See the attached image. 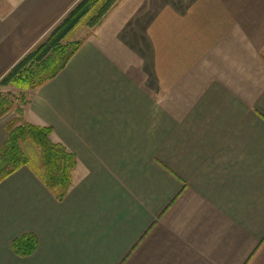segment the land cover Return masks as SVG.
Masks as SVG:
<instances>
[{
    "label": "crops",
    "instance_id": "0c3cea01",
    "mask_svg": "<svg viewBox=\"0 0 264 264\" xmlns=\"http://www.w3.org/2000/svg\"><path fill=\"white\" fill-rule=\"evenodd\" d=\"M78 1L0 0V78ZM79 40L23 111L72 185L0 182V264H264V0H117Z\"/></svg>",
    "mask_w": 264,
    "mask_h": 264
},
{
    "label": "trees",
    "instance_id": "16d2710c",
    "mask_svg": "<svg viewBox=\"0 0 264 264\" xmlns=\"http://www.w3.org/2000/svg\"><path fill=\"white\" fill-rule=\"evenodd\" d=\"M117 0H79L65 16L25 52L0 78V85L12 84L20 89H37L54 78L67 64L81 45V40H67L68 33L89 16L86 25L95 26ZM19 101V102H17ZM29 99L12 97L0 92V118L10 111L15 116L5 124L7 138L0 146V182L21 168L29 167L47 190L59 201L66 196L73 182L77 165L75 153L63 143L51 138V126L38 125L23 119L24 105ZM32 142L39 148V161L33 165L23 149V143ZM37 247L33 233L24 232L11 242L12 250L19 256H28Z\"/></svg>",
    "mask_w": 264,
    "mask_h": 264
},
{
    "label": "rangeland",
    "instance_id": "374dc122",
    "mask_svg": "<svg viewBox=\"0 0 264 264\" xmlns=\"http://www.w3.org/2000/svg\"><path fill=\"white\" fill-rule=\"evenodd\" d=\"M91 15V13H89L87 16H85L84 18H82L79 23L68 33L67 35V40H75V39H81L82 35L84 34L87 25L86 22L89 18V16ZM0 92L3 94L9 93L11 94L12 97H16V98H20V96H24L25 98L29 99V94L31 90L34 89H20L17 88L16 86L12 85V84H8L5 86L0 85ZM19 102V101H17ZM26 105H24L25 107ZM15 112L11 113V115H14ZM23 149L25 150V152L29 155L31 162L33 165H37L38 161H39V148L34 145L32 142L28 141L26 143H23Z\"/></svg>",
    "mask_w": 264,
    "mask_h": 264
}]
</instances>
